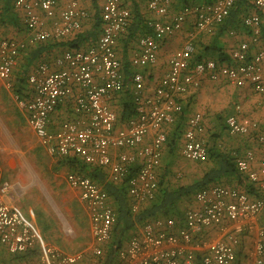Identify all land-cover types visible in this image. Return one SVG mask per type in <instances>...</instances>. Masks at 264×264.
Segmentation results:
<instances>
[{
  "label": "built area",
  "instance_id": "built-area-1",
  "mask_svg": "<svg viewBox=\"0 0 264 264\" xmlns=\"http://www.w3.org/2000/svg\"><path fill=\"white\" fill-rule=\"evenodd\" d=\"M257 10H264V0H248ZM23 12V22L29 31V42L61 39L80 30L86 11L80 0H13ZM61 6L59 7V5ZM169 0H146L147 8L158 16L168 11ZM234 0H216L211 4L185 8L171 20L147 21L151 33L137 41V51L131 57L134 66H147L156 62L159 42L181 29L189 12L195 14L196 33H211L214 26L228 16ZM58 9V16L55 18ZM129 10L119 6V0H104L101 10V34L93 46L84 50L66 49L56 58L60 67L50 70L47 63L38 64L27 80L33 88L29 100L12 92L16 105L25 112L27 124L49 155H74L86 164L107 167L109 178L120 182L127 178V193L133 199L132 211L138 205L151 201L157 188L156 169L160 165L161 149L167 136L162 129L180 113L182 103L178 97L189 87L199 85V78L226 80L237 87L250 86L264 96V47L250 53L247 42H240L230 57L231 64L212 59L194 61L195 45L187 39L168 58V71L160 78L151 97H143V76H131L134 90L135 114L124 126L115 128L116 115L106 103L114 92L123 88L121 63L115 52L117 34L123 32L129 20ZM51 19V22L46 23ZM243 25L250 27L251 40L258 43L260 15L257 12L242 17ZM194 33L190 32V37ZM25 44L13 38H0V79L6 88L11 87L10 71ZM73 84L83 93L78 94L73 108L80 117L61 123L56 131L48 130V115L54 106L70 96ZM236 112L225 117L224 124L230 134L255 133L260 147L246 149L236 158V167L256 188L254 195L235 187L212 184L194 194L200 207L188 209L183 221L174 229L172 218L146 223L119 249L121 264H194L195 251L200 252V264H233L239 246L251 264H264V127L256 120ZM203 131L200 112L191 114L183 131L182 156L190 161L203 162L207 147L201 138ZM153 133L147 143L144 138ZM113 148H129L111 156ZM128 149V150H129ZM139 162L135 173L129 175L130 164ZM66 182L78 189L93 240L100 244L110 237L115 215L108 204L103 188L87 175L68 172ZM15 192L14 183L1 181L0 167V253L11 256L0 264H75L81 252L65 253L50 243H44L39 252L33 250L39 234L22 214L12 207L7 197ZM11 196V195H9ZM207 230L208 235L195 239L194 234ZM95 255L101 248L92 249ZM35 253V254H34ZM19 256V257H18Z\"/></svg>",
  "mask_w": 264,
  "mask_h": 264
},
{
  "label": "crops",
  "instance_id": "crops-1",
  "mask_svg": "<svg viewBox=\"0 0 264 264\" xmlns=\"http://www.w3.org/2000/svg\"><path fill=\"white\" fill-rule=\"evenodd\" d=\"M215 1L216 0H169L167 14L164 16H158L147 8L146 0H119V6L129 10L130 16L125 30L117 34L114 42L115 52L121 63L123 88L118 92H114L109 98H106L107 105L116 115L115 128L122 127L126 123V121L119 120L120 112L126 101L124 97L126 91H128V95L131 94L133 96L134 103V90L131 82L132 74L134 72L142 74L144 84L142 95L143 97H151L153 95V90L159 84L160 78L168 71L169 56L187 39H192L196 49L195 52L203 57L202 60L212 59L222 64L232 63L230 53L240 42L248 43L250 53L255 52L259 46L264 47L260 36L257 44L252 42L250 27H247L242 23L243 16L257 12L260 15V26L264 27V10H257L252 5H250V7H240L241 11L235 15V18H228L227 16L224 21L214 26L211 33H196L194 30L195 14L189 12L182 23L181 29L174 31L170 35H166L159 42V50L154 64L147 66H134L131 64L130 59L138 48V39L143 35L151 33L150 28L147 25L148 20L159 19L169 21L174 15L183 11L185 8L191 9L196 5L211 4ZM103 3L104 0H80V6L86 11L87 15L81 19V27L77 32L61 39H47L41 42H29L30 34L24 25L22 10L14 6L13 0H0V38H13L25 44L24 48L20 50L16 58V64L10 71L9 80L11 82V87L9 89L6 88L4 86V81L0 79L1 181L4 183L12 182L8 177L9 172L11 174H16L17 178H14L21 182L27 180L23 172L26 165L7 145V139L4 134L8 132L10 136L14 137L18 146L21 149L23 148L24 153L27 155V163L32 170L36 171L38 174L44 173L45 171L50 172L52 169L54 170L51 180L46 187L49 189L54 203L59 205V207L64 208L65 212L68 213L73 227H75L76 230L82 229V231H78V243L73 242L71 244L65 240L60 229L59 231L57 230L55 225L58 222L56 216L37 187L29 188L27 194L20 195L19 197L15 196L16 193L14 191L10 192L9 195L11 196L8 195L7 197L9 203L12 207L17 209L27 221H29L39 234V239L37 240L33 251L37 253L40 251L41 246L44 243H50L65 253L81 252L82 257L75 264H104L103 261L106 250H108L113 241L118 237L119 230L114 231V225H112L110 237L106 242L98 244L93 240L89 232V222L86 212L78 199V189L71 187L65 179V174L68 172L80 173L81 164L85 162L81 160V158L72 154L67 156H53L47 154L39 143L34 132L28 126L25 112L21 110L13 100L12 92L15 89L19 90L21 98L25 100L31 99L33 96V88L29 84L27 77L36 69L38 64L45 62L48 64L50 70L64 68L66 66L60 67L55 63L56 58L60 56L64 50H84L89 46H93L101 34V10ZM60 6L61 4L59 7ZM59 7L56 8L57 12L55 18L58 16ZM135 9L142 17L146 31L137 32L133 39H129L128 29L133 23V12ZM95 17L99 19L95 39L91 41L89 40L87 43L81 42L77 47L72 46L71 44L77 41L76 39L79 35L89 39L88 34L90 33L89 31L92 30ZM228 19H231V21ZM49 22H51V19L46 21L48 27ZM190 32L194 33L193 37H190ZM217 48H220L221 55L216 52ZM217 55L220 57L225 56L228 59L226 62L219 61ZM125 66L129 69V74L126 77L127 79L125 78ZM79 93H83L82 89L73 84L71 95L59 101L49 113L47 123L48 130L56 131L62 122L68 120L73 121L80 117V115L73 110L76 97ZM178 100L182 103L181 112L175 113L173 121L162 127L167 139L161 149L160 165L156 169V194L163 187L171 189L176 186L191 184L197 180L202 176L206 167H209L212 164L213 157L216 156L217 152H232L236 153L239 157L246 149L253 148L256 150L257 154L260 153V147L255 141L256 132H250V134L247 135L230 134L222 127V125L225 126V117L236 112L234 108L236 104L240 106L239 114L256 120L260 129L264 127V96L256 93L250 86L237 87L229 84L223 79L213 81L208 79L207 76H201L199 78V85L195 87L190 86L186 93L178 97ZM196 111L200 112L202 115L203 131L201 138L206 147L211 148L208 153L207 161L203 162L187 160L181 154L183 131L186 126V121L188 117ZM181 119L183 120L184 128L182 129L179 144L177 146L176 143L172 142L171 138L175 133L174 128L179 127L178 124L179 121L181 122ZM219 134L220 137H218ZM152 136L153 133L146 135L144 142H149ZM223 136L226 137L222 138ZM128 149L129 148H113L110 150V153L113 158H116L119 151H131V149ZM43 158L47 161H44ZM176 160L182 163L181 167L186 165V178H183L182 180H179L174 176L173 169L175 168L174 164ZM192 166L199 167V169H202L201 172L194 174L195 171L190 170V167ZM99 167L104 171L106 181L114 182L109 178L107 167ZM138 167V161L130 164L129 174H133ZM240 173L246 177L243 172ZM228 182H230L231 185L227 186L246 190L244 183L240 180L234 179ZM248 182L247 179L246 183ZM97 184L103 188L101 184ZM218 184L226 185L221 182ZM255 191L256 190L249 194L254 195L256 193ZM195 193H193L190 198L181 199L177 204V209H179L178 215L174 218L172 217V219L176 221L174 229H177L183 221L184 214L188 209L200 207V203L194 198ZM127 199L129 205H132L133 199L128 193ZM107 201L114 212L113 199L108 196ZM147 203H149V201L142 204L140 203L137 210L147 205ZM137 210L133 212H136ZM164 220L165 218L158 217L145 223L136 224L134 229L131 230L129 237L122 242L119 249L123 248L129 238L133 234H137L146 223H155L156 221ZM207 235V230H202L196 232L194 238L197 239ZM95 246L101 248V254L95 255L93 253L92 249ZM236 252V259L233 264H251V262H248L245 258L243 251L239 249V246L237 247ZM12 257L13 256L7 254L5 250H3V253H0L1 260L10 259ZM118 264L121 263L119 262ZM194 264H200L199 251H195Z\"/></svg>",
  "mask_w": 264,
  "mask_h": 264
},
{
  "label": "trees",
  "instance_id": "trees-1",
  "mask_svg": "<svg viewBox=\"0 0 264 264\" xmlns=\"http://www.w3.org/2000/svg\"><path fill=\"white\" fill-rule=\"evenodd\" d=\"M212 2V1H209ZM250 3L248 0H234V4L230 9L228 14V18H235V15L238 14L240 7H250ZM243 12V11H242ZM134 20L131 27L128 29V38L133 39L134 35L137 32L146 31L145 23H143L142 17L139 15L137 10L133 12ZM231 18V19H232ZM1 19V16H0ZM231 19H228L231 21ZM234 20V19H232ZM1 21V20H0ZM99 19L95 17L92 30L89 31L88 38L78 36L77 41L71 44L72 46L77 47L81 42H88L89 40H94L96 37V30L98 28ZM260 39L264 44V27L260 26ZM64 44V43H63ZM219 55H221L220 48L216 49ZM217 55L219 61H227V57H220ZM202 56L198 55L195 52L193 60L198 61L202 60ZM125 78L129 74V69L125 66ZM127 79V78H126ZM13 92L19 94V90H14ZM125 104L123 106L122 111L120 112V121H127L135 114V103H133V96L128 95V91L124 94ZM179 127H175V133L172 136V142L176 143L177 146L179 144L180 136L182 133V129L184 128L183 120L179 121ZM223 129H226L224 125H222ZM222 130V129H221ZM220 137V134L219 136ZM169 144V143H168ZM171 145V142H170ZM207 157L209 150L211 148L207 147ZM213 148V147H212ZM215 152V151H212ZM222 152V153H221ZM217 152L216 156L213 157L212 164L203 171L202 176L197 180L192 182L191 184L176 186L174 188L163 187L160 191L155 194L154 198L147 203L144 207H141L136 212L132 211L131 205H129L127 199V178H124L122 181L114 183L111 181H106L105 173L99 166H90L86 163L81 164V174L87 175L94 182H97L102 185L103 189L114 201V212H115V222H114V231H118V237L113 241L108 250H106L104 256V264H118L119 260H117V250L120 248L122 242L127 239L130 235L131 230L134 229L136 224L145 223L149 220L161 217V218H174L178 215L179 209L178 203L183 198H190V196L196 191L208 187L212 184L218 183H226L228 181H232L234 179L240 180L244 183L246 188V192L253 193L256 190L255 185L252 183H246L247 178L242 175L237 167H236V158L238 155L232 152ZM206 158L205 161H207ZM131 172V171H130ZM135 173V172H134ZM130 173L129 175H131ZM243 186V187H244Z\"/></svg>",
  "mask_w": 264,
  "mask_h": 264
},
{
  "label": "rangeland",
  "instance_id": "rangeland-1",
  "mask_svg": "<svg viewBox=\"0 0 264 264\" xmlns=\"http://www.w3.org/2000/svg\"><path fill=\"white\" fill-rule=\"evenodd\" d=\"M4 135L6 136V139H7V145L12 149V151L16 155H18L19 158H21L22 162H24V164L26 165V168H24V171H23L24 176H26V178H27V180H25V182H21L20 180L16 179L17 178L16 174H11L10 172L8 173L9 180L12 181L10 183H14V188H15V193H16L15 196L19 197L20 195L22 196L24 194H27L29 188L37 187V189L40 191L41 195L46 200L47 204L50 205V207L52 208V210L56 216V219L58 221L57 224H55L57 230L59 231V229H60V232L66 241L70 242L71 244L73 242L78 243V239H77L78 231H80V230L82 231V229L76 230L75 227H73L72 221L70 220L68 213L65 212L64 208H61V207H59V205H56L54 203V201L51 197L52 195H51L49 189H47V187H46L47 184H49V182L51 180L52 173L54 170L52 169L50 172L45 171L44 173H41V174H38L36 171L32 170L31 167L29 166V164L27 163V155L24 153L23 148L21 149L18 146L14 137L10 136L8 132L5 133ZM225 137L226 136H223L222 138H225ZM222 138H220V139L223 140ZM43 160L47 161L44 158H43ZM181 164L182 163H180L176 160V162L174 164L175 168L173 169L174 170V176L176 178H178L179 180L186 178V175H185L186 165H184V167L183 166L181 167ZM190 170L195 171L194 172V174H195V173L201 172L202 169H199V167H197V166H192V167H190ZM14 177H16V178H14ZM224 184L231 185L230 182H226V183L224 182ZM19 206H20V204H19Z\"/></svg>",
  "mask_w": 264,
  "mask_h": 264
}]
</instances>
